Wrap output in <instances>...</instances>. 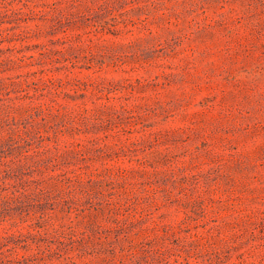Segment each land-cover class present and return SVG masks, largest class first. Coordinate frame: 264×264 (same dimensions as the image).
Returning a JSON list of instances; mask_svg holds the SVG:
<instances>
[{
  "label": "rangeland",
  "instance_id": "rangeland-1",
  "mask_svg": "<svg viewBox=\"0 0 264 264\" xmlns=\"http://www.w3.org/2000/svg\"><path fill=\"white\" fill-rule=\"evenodd\" d=\"M0 264H264V0H0Z\"/></svg>",
  "mask_w": 264,
  "mask_h": 264
}]
</instances>
